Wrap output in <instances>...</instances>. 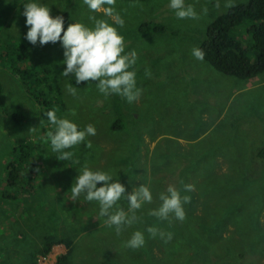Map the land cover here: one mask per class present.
I'll list each match as a JSON object with an SVG mask.
<instances>
[{"label":"rangeland","instance_id":"obj_1","mask_svg":"<svg viewBox=\"0 0 264 264\" xmlns=\"http://www.w3.org/2000/svg\"><path fill=\"white\" fill-rule=\"evenodd\" d=\"M29 2L49 7L52 16L67 9L66 29L72 23L91 27L90 14L116 27L125 52L137 53L139 98L132 103L118 95L105 98L95 82L71 85V74L60 75L66 67L61 43L32 45L24 38L28 28L22 13ZM216 2L185 0L200 18L178 19L170 0H116L121 28L103 13H90L83 0H0V54L7 53L0 63V264H29V252L44 235L71 239L66 264H264V160L252 158L264 143V73L249 79L226 76L193 57L208 21L227 9L226 0H219V8ZM142 22L164 24L166 34L140 32ZM24 43L56 80L51 90L60 91L61 104L53 108L57 117L80 130L89 124L96 129L94 136L65 150L73 152L70 160L57 159L59 153L51 150L47 133L53 127L10 68L15 61L8 56ZM69 84L75 96L66 90ZM47 86L42 83L34 92H50ZM16 113L23 119L16 121ZM117 119L122 125L111 128ZM18 143L36 153V171L33 180L8 187L4 165ZM85 164L111 174L124 185L125 196L142 184L150 188L153 202L138 212L142 223L117 236L99 216L96 202H86L83 195L70 200ZM184 184L195 190L184 191ZM169 185L181 196L191 195L183 205V222L148 215ZM121 207L127 209L126 199L112 211ZM153 226L171 232V241L152 238L146 229ZM137 230L144 234V246L125 247ZM63 252V244L56 243L46 256L37 254V263L54 264Z\"/></svg>","mask_w":264,"mask_h":264},{"label":"clouds","instance_id":"obj_2","mask_svg":"<svg viewBox=\"0 0 264 264\" xmlns=\"http://www.w3.org/2000/svg\"><path fill=\"white\" fill-rule=\"evenodd\" d=\"M83 4L90 13H103L104 16L113 19L119 27L124 26V20L115 11L116 0H83ZM224 6L234 7V0H226ZM168 7L174 10L178 19L200 18L192 5L185 4V0H170ZM215 7H220L219 0ZM202 11L207 14L208 10L205 7ZM22 14L26 18L25 25L28 28L24 38L30 44L36 45L39 42L43 46L48 43L55 44L57 41L61 43L64 50L62 63L66 65L60 74L62 77H69L71 74L76 84L95 82L98 91L105 98L118 95L126 98L129 103L139 98L142 90L136 87L134 70L138 59L137 53L134 50L125 52L124 37L118 34L116 27L90 14L88 20L92 24L91 27L83 23H72L65 30L63 16L53 17L49 7L37 2L26 3ZM192 55L197 60L203 61L205 53L201 48H193ZM145 75L150 77V70L146 69ZM66 90L71 95H76V89L70 84L66 85ZM44 115L53 127V130L47 133V139L50 141L51 150L59 153L57 157L59 160H70L74 154L65 150L79 145L86 140V137L96 134L92 124L80 130L78 125L69 119L58 118L55 109L47 111ZM86 147H92L91 141L87 142ZM194 190V185L184 184V191ZM124 194V185L114 180L111 174L99 170L93 171L85 164L71 186L70 200L76 202L83 195L86 202H96L99 205V216L104 218L105 225L113 228L119 236L133 225L142 223L143 215H138V212L145 204L153 202L150 188L144 184L133 189L131 194L127 196ZM158 198L161 203L157 208L148 211L149 216L161 221L174 218L183 222L186 219L183 205L191 202L190 196H181L180 190L169 185L166 192H161ZM122 199L127 200V209L121 207L113 212L112 209ZM146 231L152 238L159 236L165 243L171 241L173 236L171 232H165L154 226L148 227ZM144 244V234L137 230L125 242V247L138 249Z\"/></svg>","mask_w":264,"mask_h":264},{"label":"trees","instance_id":"obj_3","mask_svg":"<svg viewBox=\"0 0 264 264\" xmlns=\"http://www.w3.org/2000/svg\"><path fill=\"white\" fill-rule=\"evenodd\" d=\"M56 15L63 16V27L66 29L68 10L64 9L53 17ZM166 28L167 26L162 23L149 22H142L137 26L140 32L159 34H166ZM26 47L25 43L18 45L12 55L8 56L9 60L15 61V65H10V68L18 75L25 93L31 95L39 108L41 106L40 110L46 113L53 110L55 103L60 106L59 87L52 92L51 84L56 85L55 78L37 63L30 51L25 50ZM197 48L203 49L205 53L203 61L223 75L249 79L264 73V0H244L214 16L205 26ZM18 53L20 56L17 58ZM6 55V52L0 54V63L4 61ZM42 83H47L50 92L43 93L41 90L34 92ZM69 83L76 86L83 84V82L76 84L74 79ZM50 94L52 95L49 96ZM22 117L21 114H14L16 121H20ZM121 125L122 122L117 119L111 128H119ZM26 149L23 143H18L11 149L13 157L4 165V184L8 187H15L21 179L33 180L31 172L36 171L33 163L36 153ZM252 158L256 162L264 160V143L253 150ZM56 243L63 244L64 252L56 256L54 264H66L71 252V239L69 237L54 239L50 235H44L39 246L29 252V264H38L37 254L46 256Z\"/></svg>","mask_w":264,"mask_h":264}]
</instances>
